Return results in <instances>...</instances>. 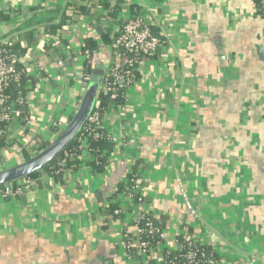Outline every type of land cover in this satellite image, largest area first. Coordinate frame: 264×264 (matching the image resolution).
<instances>
[{
	"label": "crops",
	"instance_id": "1",
	"mask_svg": "<svg viewBox=\"0 0 264 264\" xmlns=\"http://www.w3.org/2000/svg\"><path fill=\"white\" fill-rule=\"evenodd\" d=\"M70 1L0 0V40L23 48L16 54L25 76L24 113L5 129L0 169L52 141L83 94L85 38L98 40L96 27L103 32L109 22L98 0H76L92 6L89 14L69 10ZM257 8V0H121L117 18L148 14L162 44L142 60L123 101L102 112L101 127L113 137L102 172L83 151L61 180L29 179L30 190L0 201V264H162L184 234L212 248L219 264H264V17ZM98 50L92 69L109 56ZM130 172L164 230L146 254L125 246L134 239V208L107 213Z\"/></svg>",
	"mask_w": 264,
	"mask_h": 264
},
{
	"label": "built area",
	"instance_id": "2",
	"mask_svg": "<svg viewBox=\"0 0 264 264\" xmlns=\"http://www.w3.org/2000/svg\"><path fill=\"white\" fill-rule=\"evenodd\" d=\"M257 6L259 14L264 17V0H258ZM52 40L53 43H56L58 35L53 37ZM161 44L162 39L153 31L152 19L148 14H125L119 32L113 35L111 37V42L105 46L110 51L111 58H109L108 67L103 76L101 92L109 94L110 98H114L118 92V85L125 88L134 83L142 60L155 56ZM10 45V41L0 40V106H2L8 98L4 90L12 82L18 83L23 74V70L18 65V55L10 50ZM95 53V50L91 51L87 48L83 50L86 64H90L91 58ZM57 63L61 65L62 60H58ZM86 64L83 67L82 73L84 85H86L89 76V74L84 73ZM97 104L98 100L90 116L81 128V130H83L81 134L86 135L80 138L82 139V148L80 146L81 151L78 156L80 161L83 158V151L88 152V148H86L88 144L84 141L87 142L89 136L96 139L105 135L108 141L112 142L113 140L111 131L104 130L101 127V115L103 111L97 108ZM24 105V97L21 94L14 99H10L8 105L0 108V122L20 118L24 113ZM118 108H122L123 110V105L118 106ZM2 133L3 130L0 129V136ZM64 157L59 159L58 164L62 165L64 163ZM130 175V177L127 176L122 182L125 184L124 189L119 192L117 198H115L116 201L118 200L119 208L115 209L113 213L115 215L120 214L122 207L127 205L134 208V239L125 242V246L129 250L146 254L155 244L163 240L164 230L159 224V221L155 220L145 209L144 201L141 199L143 193L136 174L130 172ZM128 182H133V185H128ZM32 185L33 182L29 181V179H20L16 182L0 185V201L17 198L30 190ZM136 194L138 198L134 200ZM181 196L187 210L194 212L192 203L188 200L183 190ZM212 252L213 251L210 250L208 251L206 247L197 241L191 234H184L181 240H177L175 249L165 250L161 261L162 264H219L217 257Z\"/></svg>",
	"mask_w": 264,
	"mask_h": 264
},
{
	"label": "trees",
	"instance_id": "3",
	"mask_svg": "<svg viewBox=\"0 0 264 264\" xmlns=\"http://www.w3.org/2000/svg\"><path fill=\"white\" fill-rule=\"evenodd\" d=\"M114 0H98L97 4L100 5L102 8L106 9V17L107 21L109 22L104 28V31L96 34L99 39H95V35H89L85 38V45L83 46L84 49L87 48L89 50H98L99 45L101 44L102 46H107L111 42V37L110 34L113 33V35L117 34L119 32L120 26L122 24V21H120L117 18V15L119 11L121 10V0H115L116 3L111 6V2ZM258 3V0H257ZM92 7V6H91ZM91 7L90 6H84L79 4L76 0H71L69 4L67 5V8L71 10L72 12H77L81 14H89L91 13ZM135 13V12H133ZM63 21L66 20L65 15L62 16ZM116 27V28H115ZM52 28V29H50ZM56 27L49 26L46 28L50 33H55ZM112 35V36H113ZM10 50L17 53V54H22L23 53V48L19 47L18 44H13L11 42V45L9 46ZM91 64H86V69L84 71L85 74H90L92 71ZM25 81V76L24 74L21 75V78L19 82H12L5 90V94L7 95V101L0 106H6L8 105V102L10 99L16 98L19 94L24 93V84ZM124 97V88L123 86L118 85V92L116 97L110 98L109 94L105 93H100L99 98H98V104L97 108L100 111H103L106 107L110 106V104H118L123 101ZM22 108V107H20ZM11 121V120H10ZM10 121H2L0 122V129L3 130L2 135L0 136V150L8 144L5 142L4 139V134H5V129L7 125L9 124ZM83 130H80L79 133L69 142L67 147L62 150L57 156H55L51 161H49L43 168L42 170L35 171L28 176L22 178V179H37L40 181L41 176L45 175V179L52 178L54 180H61L62 174L66 170H75L78 168L79 163L81 162L80 159L78 158L81 148H82V139L81 137L85 136L86 134L82 135ZM88 146V153L93 157V159L88 161V164L94 168L95 171L97 172H102L104 169V166L106 165V157L109 154V152L112 150V142L108 141L105 137V135H102L101 137H98L96 139L92 138L91 136L88 137L87 142L84 141ZM83 142V143H84ZM84 143V144H85ZM48 143H45L41 145V149H43ZM81 146V148H80ZM65 156V157H64ZM64 159V163L62 165L58 164L59 159L61 158ZM29 156H26L25 159H28ZM43 172V174H42ZM130 173L128 174V177H130ZM16 182V181H14ZM129 183V184H128ZM128 185H133V182H128ZM125 184L120 183L117 190L113 193V198H117V194L121 192L124 189ZM138 195L136 194V197H134V200H137ZM143 201H145V196H142L141 198ZM118 200L115 201L114 203H110L108 206L107 213H112L115 209L119 208L118 206ZM130 206V205H128ZM131 207V206H130ZM156 220V219H155ZM161 225V223L159 222ZM181 240V238H179ZM206 249L209 251H213L212 248L205 246ZM215 255V252H212ZM216 256V255H215Z\"/></svg>",
	"mask_w": 264,
	"mask_h": 264
},
{
	"label": "water",
	"instance_id": "4",
	"mask_svg": "<svg viewBox=\"0 0 264 264\" xmlns=\"http://www.w3.org/2000/svg\"><path fill=\"white\" fill-rule=\"evenodd\" d=\"M95 30L97 33H100L102 28L101 26H97ZM104 47L100 46L98 52L103 54L108 52L110 56V51ZM109 56L102 63L96 65L90 72L76 110L66 126L48 145L33 156L17 164L0 169V185L20 180L35 171L42 170L79 133L99 98L103 76L108 67ZM81 72L83 73V70Z\"/></svg>",
	"mask_w": 264,
	"mask_h": 264
}]
</instances>
